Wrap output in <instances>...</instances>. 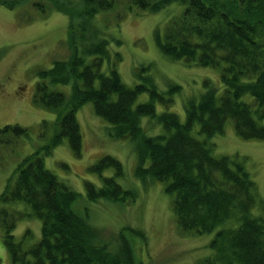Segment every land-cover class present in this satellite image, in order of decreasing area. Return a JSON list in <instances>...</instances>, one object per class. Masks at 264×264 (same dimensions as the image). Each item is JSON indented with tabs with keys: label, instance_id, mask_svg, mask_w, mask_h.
Masks as SVG:
<instances>
[{
	"label": "trees",
	"instance_id": "16d2710c",
	"mask_svg": "<svg viewBox=\"0 0 264 264\" xmlns=\"http://www.w3.org/2000/svg\"><path fill=\"white\" fill-rule=\"evenodd\" d=\"M173 1L184 7L165 23L163 33L156 31L161 51L186 63L220 67L225 83L220 96L210 87L198 102L186 100L185 121L174 111L157 110V101L170 103L180 86L171 84L166 95L147 73L150 66L144 65L135 70L141 82L129 86L118 69L122 54L110 48L106 33L111 18L120 22L134 6L157 11ZM0 4L9 8L28 5L44 16L57 10L69 17L68 53L54 58L50 67L37 69L34 91L35 102L55 111L56 118L40 122L42 143L19 161L0 194V201L27 202L42 222L41 238L24 247L30 229L20 240L13 230L28 213L0 210L4 244L13 264H137V248L129 233L146 237L145 233L125 226L116 238L102 239L87 216L72 207L80 193L45 163V156L64 138L81 155L77 110L88 101L111 123L110 135L136 140L135 174L143 181L162 182L165 191L173 194L180 230H215L209 242L213 252L196 264H264V209L258 215L252 212L258 204L254 177L237 156L214 155L209 142L224 132L229 118L243 137L264 138V0H0ZM3 53L0 48V58ZM60 83L70 84V91L53 87ZM145 91L149 100L136 104ZM246 95L252 99H244ZM144 115L157 119L165 130L146 132ZM196 125L206 137L193 134ZM7 131L15 137L29 133L20 124H6L0 127V143L11 142L4 136ZM109 167L115 172L102 176L100 186L86 181L88 199H137L136 188H126L117 180L124 175V166L116 157L105 155L90 169L102 175Z\"/></svg>",
	"mask_w": 264,
	"mask_h": 264
},
{
	"label": "rangeland",
	"instance_id": "374dc122",
	"mask_svg": "<svg viewBox=\"0 0 264 264\" xmlns=\"http://www.w3.org/2000/svg\"><path fill=\"white\" fill-rule=\"evenodd\" d=\"M183 7L184 4L179 1H173L157 11L134 6L120 22L117 23L115 17L111 18L106 28L111 41L110 48L122 54L118 69L129 86L141 82L135 70L143 65L150 66L147 73L152 75L157 88L166 95L171 84L180 86L174 90L170 103L157 101V110L174 111L181 121L186 120V100L198 102L210 87L220 96L225 88L220 67L186 63L183 59H173L161 51L156 31L163 33L165 23L178 15ZM68 21V15L61 11L53 10L44 16L28 5L9 8L0 4V48L4 52L0 58V127L17 123L27 127L29 132L28 135L15 137L12 131H7L4 136L11 142L0 143V194L19 161L42 143L38 127L40 122L56 118L55 111L35 102L34 91L39 80L37 69L50 67L54 58L68 53L65 44ZM117 37L121 38L120 43L116 42ZM53 87L70 91L68 83ZM149 98V92L145 91L138 96L136 104ZM244 99L251 100L252 96L246 95ZM77 118L83 140L81 155L75 154L68 138H64L51 154L45 156V163L61 180L80 193L72 207L87 216L97 228L99 236L112 240L125 226L141 230L146 237L129 233L133 246L137 248V264H196L200 258L210 255L213 250L209 242L215 230L203 233L180 230L172 207L173 194L167 193L164 184L158 180L150 178L143 181L136 176V140L129 136L110 135L111 123L96 113L92 101L84 103L77 110ZM142 125L149 134L165 130L157 119L148 115L143 116ZM198 128L196 125L193 134L200 138L206 137L198 133ZM209 142L213 145L214 155L237 156L244 162L257 184L258 204L252 212L258 215L264 209V138L243 137L229 118L224 132L215 134ZM105 155H112L122 162L124 175L118 176L117 180L126 188H136L137 199H88L86 181L100 186L102 176L115 172L114 168L109 167L100 175L90 169L92 164ZM3 207L28 213L18 219L13 230L15 238L20 240L30 229L31 235L24 240V247L41 238V219L33 214L27 202L0 201V210ZM5 234L0 224V264H13L11 254L4 244ZM113 243L116 244L115 241Z\"/></svg>",
	"mask_w": 264,
	"mask_h": 264
}]
</instances>
